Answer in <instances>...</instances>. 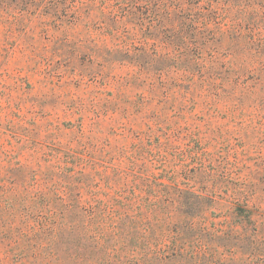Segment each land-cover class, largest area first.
Instances as JSON below:
<instances>
[{
  "label": "rangeland",
  "instance_id": "rangeland-1",
  "mask_svg": "<svg viewBox=\"0 0 264 264\" xmlns=\"http://www.w3.org/2000/svg\"><path fill=\"white\" fill-rule=\"evenodd\" d=\"M103 234L264 264V0H0V264Z\"/></svg>",
  "mask_w": 264,
  "mask_h": 264
},
{
  "label": "trees",
  "instance_id": "trees-1",
  "mask_svg": "<svg viewBox=\"0 0 264 264\" xmlns=\"http://www.w3.org/2000/svg\"><path fill=\"white\" fill-rule=\"evenodd\" d=\"M245 213L246 217L250 216L249 211L246 210ZM129 221L132 222V224L138 223L137 221L133 220V218H130ZM105 236L106 234L100 235V238H104ZM100 243L101 242L99 240L96 243H93L91 245L90 251L85 248L81 252L80 248H76L73 252H71L75 255V257L72 259L73 264H112V252L116 250L115 242L113 243L111 238L106 236L103 247L100 246ZM61 264H66V262H61ZM119 264H124V262H120Z\"/></svg>",
  "mask_w": 264,
  "mask_h": 264
}]
</instances>
